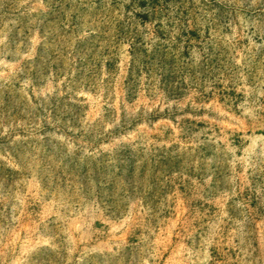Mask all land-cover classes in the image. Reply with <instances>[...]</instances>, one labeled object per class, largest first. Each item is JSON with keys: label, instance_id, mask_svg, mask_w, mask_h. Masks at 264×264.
Instances as JSON below:
<instances>
[{"label": "rangeland", "instance_id": "1", "mask_svg": "<svg viewBox=\"0 0 264 264\" xmlns=\"http://www.w3.org/2000/svg\"><path fill=\"white\" fill-rule=\"evenodd\" d=\"M0 264H264V0H0Z\"/></svg>", "mask_w": 264, "mask_h": 264}]
</instances>
